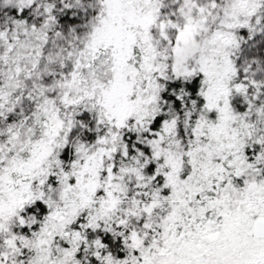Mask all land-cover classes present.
I'll return each mask as SVG.
<instances>
[{"label":"snow or ice","instance_id":"1","mask_svg":"<svg viewBox=\"0 0 264 264\" xmlns=\"http://www.w3.org/2000/svg\"><path fill=\"white\" fill-rule=\"evenodd\" d=\"M0 264H264V0H0Z\"/></svg>","mask_w":264,"mask_h":264}]
</instances>
